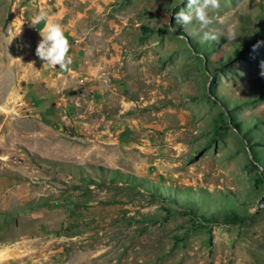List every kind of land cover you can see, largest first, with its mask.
I'll use <instances>...</instances> for the list:
<instances>
[{"label":"rangeland","instance_id":"rangeland-1","mask_svg":"<svg viewBox=\"0 0 264 264\" xmlns=\"http://www.w3.org/2000/svg\"><path fill=\"white\" fill-rule=\"evenodd\" d=\"M180 10L0 0V264H264V0H219L217 41Z\"/></svg>","mask_w":264,"mask_h":264},{"label":"clouds","instance_id":"clouds-1","mask_svg":"<svg viewBox=\"0 0 264 264\" xmlns=\"http://www.w3.org/2000/svg\"><path fill=\"white\" fill-rule=\"evenodd\" d=\"M219 8V0H187V11L180 10L175 13L177 24H190L195 20L202 31V41H217L219 39L215 29L210 26L214 23V18L209 15V9ZM43 23L39 35L41 40L35 49V55L44 64L51 68H58L67 72L71 70L73 64L72 57L68 54L71 48L69 39L65 35L64 27L61 23L51 19L47 12L40 11L31 21L33 26ZM173 32L176 31L171 27ZM230 39H235V33H231ZM256 45L253 46L255 49Z\"/></svg>","mask_w":264,"mask_h":264},{"label":"trees","instance_id":"trees-1","mask_svg":"<svg viewBox=\"0 0 264 264\" xmlns=\"http://www.w3.org/2000/svg\"><path fill=\"white\" fill-rule=\"evenodd\" d=\"M237 53H239V54H240V50H238V51H237ZM237 126H240V125H239V123L237 124Z\"/></svg>","mask_w":264,"mask_h":264}]
</instances>
